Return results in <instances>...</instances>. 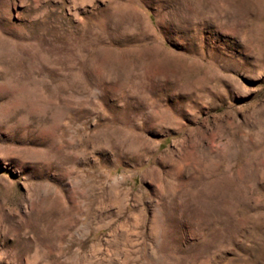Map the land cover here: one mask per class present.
<instances>
[{"label": "rangeland", "instance_id": "obj_1", "mask_svg": "<svg viewBox=\"0 0 264 264\" xmlns=\"http://www.w3.org/2000/svg\"><path fill=\"white\" fill-rule=\"evenodd\" d=\"M0 264H264V0H0Z\"/></svg>", "mask_w": 264, "mask_h": 264}]
</instances>
